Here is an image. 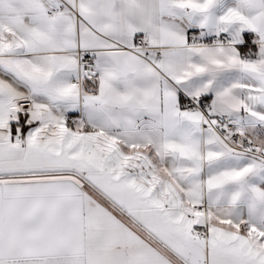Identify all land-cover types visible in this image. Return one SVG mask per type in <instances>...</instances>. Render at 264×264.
<instances>
[{"label":"snow or ice","instance_id":"obj_1","mask_svg":"<svg viewBox=\"0 0 264 264\" xmlns=\"http://www.w3.org/2000/svg\"><path fill=\"white\" fill-rule=\"evenodd\" d=\"M0 264H264V0H0Z\"/></svg>","mask_w":264,"mask_h":264}]
</instances>
